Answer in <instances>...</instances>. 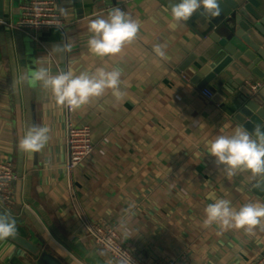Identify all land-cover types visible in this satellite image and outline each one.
Here are the masks:
<instances>
[{"label": "clouds", "instance_id": "1", "mask_svg": "<svg viewBox=\"0 0 264 264\" xmlns=\"http://www.w3.org/2000/svg\"><path fill=\"white\" fill-rule=\"evenodd\" d=\"M197 10L207 17H216L222 9L218 0H179L171 6V15L175 22L188 20ZM140 29L138 20L132 19L120 8H113L107 17L97 15L90 19L88 31L92 33L88 48L97 56L114 55L123 45L131 43ZM157 56L164 58L166 53L160 45L154 46ZM121 73L117 69L107 71L98 68L93 74L61 71L51 75L43 66L31 74L25 73V80L41 82L44 89H50L58 106L71 110L80 109L92 97H100L106 89H113L117 99L122 95L119 85ZM49 128L39 125L30 126L20 137L18 148L24 152H38L47 143ZM208 150L216 158L215 163L224 166L229 177L241 171H250L255 176H264V125H256L251 131L237 127L231 135H217L209 142ZM205 226L218 222L227 229H243L253 234L258 228L264 231V203L248 202L237 210L230 207V201L217 198L205 208ZM17 226L11 213H0V240L14 238Z\"/></svg>", "mask_w": 264, "mask_h": 264}]
</instances>
